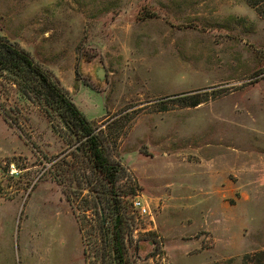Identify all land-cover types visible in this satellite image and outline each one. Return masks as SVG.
Listing matches in <instances>:
<instances>
[{"label": "rangeland", "instance_id": "rangeland-1", "mask_svg": "<svg viewBox=\"0 0 264 264\" xmlns=\"http://www.w3.org/2000/svg\"><path fill=\"white\" fill-rule=\"evenodd\" d=\"M231 5L0 0V35L56 77L120 168L110 184L58 116L1 78L0 264H111L115 197L123 264L264 251V20ZM192 97L204 102L179 106Z\"/></svg>", "mask_w": 264, "mask_h": 264}, {"label": "trees", "instance_id": "trees-1", "mask_svg": "<svg viewBox=\"0 0 264 264\" xmlns=\"http://www.w3.org/2000/svg\"><path fill=\"white\" fill-rule=\"evenodd\" d=\"M254 8L264 20V0H244ZM4 78L16 85L22 94L33 100L43 109L51 120L54 114L72 132L77 141H81L90 151L96 168L104 175L110 184H114L119 177L120 168L109 163L103 154L101 142L95 129L84 114L70 99L64 89L51 72L37 64L30 54L14 42H10L0 35V79ZM179 106L194 108L204 101L199 97H192L190 102L180 101ZM108 217L112 223V262L123 264V227L126 221L122 213L119 199L107 200ZM102 232L108 237L106 222L101 221ZM242 264H264V251L246 255Z\"/></svg>", "mask_w": 264, "mask_h": 264}, {"label": "crops", "instance_id": "crops-1", "mask_svg": "<svg viewBox=\"0 0 264 264\" xmlns=\"http://www.w3.org/2000/svg\"><path fill=\"white\" fill-rule=\"evenodd\" d=\"M232 1V5L231 7H228L229 9H232L233 7H235V11H233L230 14H235L233 16L240 14H244V13H249L255 17H258L260 19H262L258 13L256 12V10L254 8H252L251 6H249L244 0H230ZM263 20V19H262Z\"/></svg>", "mask_w": 264, "mask_h": 264}, {"label": "built area", "instance_id": "built-area-1", "mask_svg": "<svg viewBox=\"0 0 264 264\" xmlns=\"http://www.w3.org/2000/svg\"><path fill=\"white\" fill-rule=\"evenodd\" d=\"M130 208L133 213H136L139 217L150 216V211L146 203L138 197H135L130 202Z\"/></svg>", "mask_w": 264, "mask_h": 264}, {"label": "water", "instance_id": "water-1", "mask_svg": "<svg viewBox=\"0 0 264 264\" xmlns=\"http://www.w3.org/2000/svg\"><path fill=\"white\" fill-rule=\"evenodd\" d=\"M99 78H100V76H99Z\"/></svg>", "mask_w": 264, "mask_h": 264}]
</instances>
